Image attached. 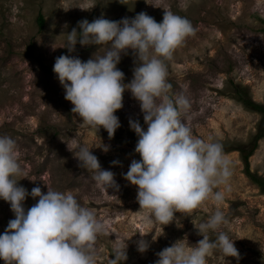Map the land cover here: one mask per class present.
<instances>
[{
    "label": "rangeland",
    "instance_id": "obj_1",
    "mask_svg": "<svg viewBox=\"0 0 264 264\" xmlns=\"http://www.w3.org/2000/svg\"><path fill=\"white\" fill-rule=\"evenodd\" d=\"M163 9L186 17L195 29L167 62L169 94H183L189 100L182 120L194 136L222 144L231 162L229 185L219 189L225 197L220 209L228 221L222 230L235 240L240 256L227 260L264 264V191L246 175L239 151L264 133V117L239 100L241 93L264 106V0H0V136L16 141L24 170L18 183L29 194L34 187L43 193L48 188L71 192L82 206L94 209L106 227L95 242L96 264H108L114 248L125 242L123 264H155L156 254L177 240L185 239L191 246L203 238L195 227L215 212L211 200L188 214L176 213L168 225L138 213L137 189L123 178L132 160L140 159L135 153L138 137L129 120H138L144 130L147 126L131 93L123 94V107L115 113L120 127L110 139L103 128L96 133L78 125L80 118L72 113L73 105L65 100L53 72L61 55L87 61L98 51L95 45L79 43L74 52L64 48L67 37L62 34L71 32L78 21L101 16L119 21L145 12L160 23ZM39 16L45 19L43 30ZM103 54L101 48L97 55ZM133 60L129 50L117 65L125 84L133 78ZM78 146L91 149L101 168L115 174L116 188L105 191L91 173L78 167ZM103 146L109 150L104 152ZM113 161L120 163L113 166ZM250 168L264 180V135ZM36 202L29 195L25 209ZM11 219L10 205L0 199V234ZM209 235L215 238L214 233ZM142 238L150 244L144 253L137 250ZM217 257H208L207 264H219Z\"/></svg>",
    "mask_w": 264,
    "mask_h": 264
},
{
    "label": "clouds",
    "instance_id": "obj_2",
    "mask_svg": "<svg viewBox=\"0 0 264 264\" xmlns=\"http://www.w3.org/2000/svg\"><path fill=\"white\" fill-rule=\"evenodd\" d=\"M163 11L160 23L145 12L119 21L103 16L92 22L78 21L71 32L62 34L67 37L64 48L71 53L77 43L95 45L98 51L103 48L104 54L97 55V51L87 61L61 55L53 72L65 91V100L73 105L72 113L80 118L78 125L96 133L103 128L110 139L120 127L115 113L123 107V94L130 92L139 103L147 130L138 120H129L138 137L135 153L140 159H133L123 174L137 189L138 213L168 225L176 213L188 214L206 200L216 206L206 222L195 227L202 239L191 246L185 239L177 240L156 254L155 264H207L214 254H218L219 264H230L227 258L239 259L240 254L235 240L222 230L228 221L220 209L225 197L219 189L229 185L231 162L222 144L194 136L182 120L189 100L183 94H169L172 85L167 80V62L195 29L186 17ZM129 50L135 67L132 80L125 84L117 65ZM108 150L103 146L104 152ZM75 158L78 167L91 173L92 180L105 191L117 187L115 174L102 169L87 146H78ZM119 163L112 162L113 166ZM23 174L16 141L0 136V199L10 205L14 215L0 234V260L4 264H96L95 242L106 227L94 209L82 206L71 192L47 187L43 193L34 187L29 194L18 183L21 179L17 177ZM29 195L37 202L26 210ZM149 247L143 238L137 242L140 253ZM126 249V242L117 245L108 264H123Z\"/></svg>",
    "mask_w": 264,
    "mask_h": 264
},
{
    "label": "trees",
    "instance_id": "obj_3",
    "mask_svg": "<svg viewBox=\"0 0 264 264\" xmlns=\"http://www.w3.org/2000/svg\"><path fill=\"white\" fill-rule=\"evenodd\" d=\"M39 27L40 30H43L45 27V19L43 16H39L38 18ZM34 45H30L29 47V54L30 56L33 54ZM240 101L243 103V105L250 111L258 112L264 117V106L261 104H258L254 102L252 99H250L247 96L241 95L239 93ZM262 131V130H261ZM264 133L262 132L260 135H258L253 142H251L248 146H245V148L239 149L241 152L242 158L245 163V172L246 175L257 185L260 186V188L264 191V180L260 179L258 176H256L250 168V158L254 155L255 151L258 148V142L263 137Z\"/></svg>",
    "mask_w": 264,
    "mask_h": 264
}]
</instances>
